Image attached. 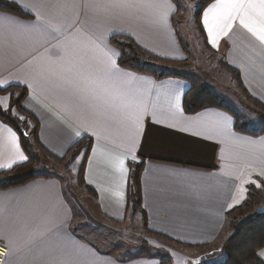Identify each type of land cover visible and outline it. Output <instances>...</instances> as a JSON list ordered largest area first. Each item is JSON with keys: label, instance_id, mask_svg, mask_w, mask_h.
Listing matches in <instances>:
<instances>
[{"label": "crops", "instance_id": "1", "mask_svg": "<svg viewBox=\"0 0 264 264\" xmlns=\"http://www.w3.org/2000/svg\"><path fill=\"white\" fill-rule=\"evenodd\" d=\"M5 1L26 16L0 10V89L20 86L26 95L21 111L0 96L1 110L36 126L40 146L53 157L63 158L85 137L91 143L85 166V151L71 164L72 184L50 174L0 190V244L8 251L2 264H224V256L207 251L225 231V214L246 199L250 186L264 182V133H238L234 118L214 108L185 114L184 78L157 80L123 68L110 44L113 36H127L159 58L185 60L177 1ZM21 4L59 31L46 39L25 35L23 26L36 16ZM211 4L201 17L208 46L264 105V44L238 21L210 43L203 13ZM107 49L118 53V71H106ZM133 104L146 109L139 135ZM20 154L27 157L18 131L0 119V164ZM140 158L141 210L134 213L127 201L129 165Z\"/></svg>", "mask_w": 264, "mask_h": 264}, {"label": "trees", "instance_id": "2", "mask_svg": "<svg viewBox=\"0 0 264 264\" xmlns=\"http://www.w3.org/2000/svg\"><path fill=\"white\" fill-rule=\"evenodd\" d=\"M213 1L215 0H200L194 10V28L201 37L203 49L209 52H212L213 50H211L207 44L206 36L202 28L201 17L203 10ZM0 10L26 16L15 4L5 0H0ZM110 44L120 52L118 64L121 67L152 76L157 80L166 77H177L178 74L157 72L152 67L154 64H175L184 61L159 58L158 56L140 48L130 37L127 36H113L110 38ZM223 65L225 73L227 72L230 76L237 80L238 86L241 87V90H243L247 99L255 106L264 110V105L252 98L246 91L239 71L229 66L225 61L222 63V66ZM5 95L9 96L11 104L21 111V103L25 98L26 89L20 86H9L5 89H0V96ZM210 108L228 112L234 118V129L238 133L250 136H257L264 133V129L257 133L249 131L246 128V124L241 123L237 115L229 110L220 101L216 94H214L206 86L189 80V87L184 92L182 98L183 112L187 115H192ZM0 119L18 131L22 148L27 155V160L25 162L18 164L11 169L0 172V190L23 186L32 180L49 177L50 174L45 173L43 168L38 169V167H42L39 166L40 156L44 155L45 157L55 160H58L59 158L53 157L40 146L37 135V127L34 126L29 128L25 124V121H23L24 124L22 126H19L20 120L13 115L4 112L1 108ZM90 143L91 140H87L86 137L79 140L70 148L67 155L64 156L63 159L69 158V160H72L79 153L85 151L84 161L81 166L83 168L90 149ZM144 163L145 159L140 158L139 161H133L129 165L127 201L133 212L141 210L140 176ZM78 182L80 186L83 185L82 171L79 173ZM261 183L263 182L261 181ZM87 191L90 192L89 189H87ZM257 203L258 194L256 192V188L254 186H250L247 191L246 199L239 206L232 208L225 214L226 227L227 229H230L231 234L221 249L226 256L224 264H264V262H262L257 255L258 251L264 247V213H256L253 214L252 217L240 219V216L244 214V211L250 210L254 212L256 209L255 204L257 205ZM141 213L144 217L145 223V214L142 211ZM149 232L159 236V234L153 233L152 231ZM190 248H199V246H190ZM160 264L171 263L169 261H163Z\"/></svg>", "mask_w": 264, "mask_h": 264}, {"label": "rangeland", "instance_id": "3", "mask_svg": "<svg viewBox=\"0 0 264 264\" xmlns=\"http://www.w3.org/2000/svg\"><path fill=\"white\" fill-rule=\"evenodd\" d=\"M178 4V12L176 15L177 29L180 32L181 40L187 53L186 59L181 63L175 64H154L152 67L157 72L174 73L176 78H184L206 86L214 94L218 96L220 101L232 112H234L241 123L246 124V128L252 132H259L264 129V110L255 106L247 99L241 87L238 86L237 80L224 71L223 56L221 53L209 52L203 49L201 37L195 30L194 26V10L200 0H176ZM81 155L79 153L74 159L59 158L58 160L41 155L39 158L38 169L43 168L48 174H61L67 182H69V169L74 160ZM79 178V177H78ZM77 178V183L78 182ZM72 184V183H71ZM79 185V184H78ZM80 186V185H79ZM73 189L75 184L72 185ZM255 187V186H254ZM70 188V187H69ZM258 194V203L255 204V211H244L240 219L252 217L256 213H264V182L259 183V187H255ZM76 198V196H74ZM75 200H78L77 198ZM239 206V205H238ZM136 211H134L135 213ZM139 223L141 215L139 214ZM79 221L73 222V229L80 231L82 225ZM231 234L230 229L225 228L224 233L217 241L216 245L210 247L208 254L210 257L225 256L221 250L225 241ZM1 245V244H0ZM3 246V245H2ZM200 250H197V254ZM7 256V254H6Z\"/></svg>", "mask_w": 264, "mask_h": 264}, {"label": "snow or ice", "instance_id": "4", "mask_svg": "<svg viewBox=\"0 0 264 264\" xmlns=\"http://www.w3.org/2000/svg\"><path fill=\"white\" fill-rule=\"evenodd\" d=\"M20 6L26 9L30 14L36 16V19L33 22L23 26L22 31L25 35L38 39H46L52 31H59V29H53L51 25L46 21H43L35 11L34 7L26 4H21ZM5 19L8 18L5 17ZM237 21L242 27L255 36L261 44H264V0H216V2L211 4L203 13V25L208 33L209 41L213 45L216 44L217 38L221 34L227 35ZM103 39L104 38H102V41ZM52 54L57 57L60 56V52L56 50V45L52 46ZM104 55L108 61L106 71H118V69H116L115 60L113 59L118 53L113 49H107V51L104 52ZM131 107L135 109V123L137 135H139L141 122L143 116L146 114V109L138 104H133ZM177 108H179L178 104ZM20 119H23V117H20ZM224 119L227 121L230 118L225 117ZM94 134L95 133H93V135ZM76 135L80 136L81 133L77 131ZM13 137L15 138L14 133ZM26 159L27 157L20 154L18 161H13L7 165L0 164V169L11 168L14 163L25 161ZM120 163L121 166H123V160H121ZM261 175H264V172H262ZM252 183L255 182L252 181ZM257 187H259V185H257ZM229 207L232 206L230 205ZM257 255L264 258V250H261Z\"/></svg>", "mask_w": 264, "mask_h": 264}, {"label": "built area", "instance_id": "5", "mask_svg": "<svg viewBox=\"0 0 264 264\" xmlns=\"http://www.w3.org/2000/svg\"><path fill=\"white\" fill-rule=\"evenodd\" d=\"M24 123L23 121H20L19 122V126H22ZM7 248H5L4 246L0 245V264L3 263L5 257H6V254H7Z\"/></svg>", "mask_w": 264, "mask_h": 264}]
</instances>
